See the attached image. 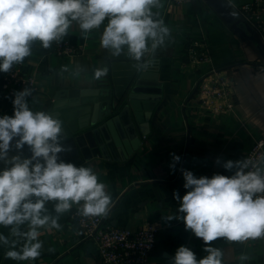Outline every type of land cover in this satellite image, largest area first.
<instances>
[{
  "label": "crops",
  "instance_id": "0c3cea01",
  "mask_svg": "<svg viewBox=\"0 0 264 264\" xmlns=\"http://www.w3.org/2000/svg\"><path fill=\"white\" fill-rule=\"evenodd\" d=\"M250 1L224 0L231 8ZM161 4L153 11L170 29V35L145 59L154 63V69L149 71L156 72L161 84L148 133L142 135L139 146L125 159L96 155L76 166L92 168L106 185L112 205L103 217L111 226L137 230L152 223L160 227L149 254L151 264H171L180 246L191 249L197 260L205 257L208 253L204 248L211 246L223 251L222 262L264 264V236L241 242L218 238L205 245L201 238L185 230L182 220L168 221L169 217L181 215L173 192L181 198L187 192L182 170L191 171L197 178L229 176L235 168L226 170L223 163L241 160L254 140L264 139V42L256 32L253 40L242 39L204 0L181 6L161 0ZM106 24L107 20L84 39L78 23L72 22L65 38L82 46L74 56H59L51 47L43 48L39 41L32 44L31 55L21 63L22 70L34 76L38 86V91L26 98L32 111H48L58 91H65L59 96L65 109L73 108L71 101L80 103L96 96L84 92L102 89L106 76L96 80L95 69L108 67L113 61L134 62L123 54L113 57L101 47L100 36ZM189 48L204 53L208 59L193 61ZM212 69L222 70L227 78L235 104L230 112H212L198 93L197 82L201 78L210 80ZM13 99L0 86V116L13 115ZM172 154L180 160L174 161ZM173 164L174 168L170 167ZM54 203L46 204L52 215H56ZM76 207L80 205L73 204L59 217V230L48 226L39 229L43 247L37 260L5 259L9 249L0 244V264H104L94 242L83 238L70 219ZM0 233L9 236V229L0 226ZM241 255L249 259L242 262Z\"/></svg>",
  "mask_w": 264,
  "mask_h": 264
},
{
  "label": "clouds",
  "instance_id": "9594fccd",
  "mask_svg": "<svg viewBox=\"0 0 264 264\" xmlns=\"http://www.w3.org/2000/svg\"><path fill=\"white\" fill-rule=\"evenodd\" d=\"M161 7V0H0V73L23 63L34 42L47 49L53 41H60L72 22L78 23L88 39L105 20L101 47L113 57L126 55L137 67L147 69L152 61L145 60L146 55L154 54L170 35V29L153 11ZM108 71L107 66L97 68L94 78L100 80ZM31 94L29 88L14 93L13 115L0 116V161L11 165L0 171V226L9 229V236L0 233V244L8 246L5 259L14 261L37 260L43 247L39 229L48 226L59 230V217L73 204L80 205L79 212L85 217L107 216L112 205L106 185L92 168L77 167L60 158L61 153L70 151L61 143L62 121L48 111H32L26 99ZM26 146L29 157H9L13 147L20 152ZM172 156L174 161L180 160ZM250 166L254 170L246 171ZM223 167L236 171L230 177L214 174L197 178L182 170L187 192L182 198L173 192L181 215L168 221L182 220L185 230L205 245L218 238L231 242L261 238L264 158L257 163L228 160ZM49 202H55L56 215L49 213ZM25 225L27 230H22ZM204 251L208 254L197 260L191 249L180 246L171 264H222L221 249L207 246ZM248 259L240 256L242 262Z\"/></svg>",
  "mask_w": 264,
  "mask_h": 264
},
{
  "label": "water",
  "instance_id": "95a60500",
  "mask_svg": "<svg viewBox=\"0 0 264 264\" xmlns=\"http://www.w3.org/2000/svg\"><path fill=\"white\" fill-rule=\"evenodd\" d=\"M204 1L242 39L253 40V28L238 14L233 16L234 11L224 0ZM108 69L102 89L84 92L96 96L80 103L71 101L75 107L65 109V103L59 99L65 91H58L50 104L48 112L62 121L61 143L65 149L70 148L60 154L65 162L76 165L96 155L125 159L139 146L142 135L149 131V120L156 101L160 99L161 86L156 72L149 71L154 69V63L144 69L137 67L135 61H113ZM17 154L22 157L31 155L27 146L20 152L13 147L9 157ZM10 166L0 161V171Z\"/></svg>",
  "mask_w": 264,
  "mask_h": 264
},
{
  "label": "built area",
  "instance_id": "2783aa9c",
  "mask_svg": "<svg viewBox=\"0 0 264 264\" xmlns=\"http://www.w3.org/2000/svg\"><path fill=\"white\" fill-rule=\"evenodd\" d=\"M192 0H170L175 6H181ZM264 0H251L248 3L234 6L231 9L247 22L264 42ZM52 51L59 56H74L82 50V46L72 44L63 37L53 41ZM188 55L193 61H203L208 58L204 53H197L195 48L188 49ZM210 80L199 79L197 89L201 99L214 113L230 112L235 104L227 78L220 69H212ZM2 90L14 98V93L25 88L32 90V97L38 86L34 76L22 70V64H16L8 73H2L0 78ZM264 158V139H256L248 148L241 160H251L253 163ZM254 170L251 166L246 171ZM236 169L229 175H234ZM76 207L70 212V219L79 228L83 238L92 240L96 246L97 256L104 264H151L149 254L155 246L156 236L160 227L149 223L137 230L115 228L104 220V217H85ZM222 264H239L222 262Z\"/></svg>",
  "mask_w": 264,
  "mask_h": 264
}]
</instances>
